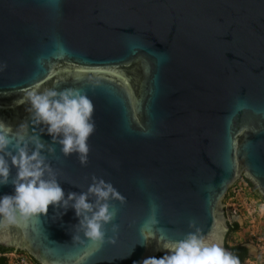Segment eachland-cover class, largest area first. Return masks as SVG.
Segmentation results:
<instances>
[{"label":"water","instance_id":"obj_1","mask_svg":"<svg viewBox=\"0 0 264 264\" xmlns=\"http://www.w3.org/2000/svg\"><path fill=\"white\" fill-rule=\"evenodd\" d=\"M5 63L0 122L54 148L65 197L95 175L126 203L113 202L115 244L90 243L74 209L49 205L46 216L0 227L1 246L39 264H142L168 254L162 246L195 219L230 252L229 188L243 178L264 199V0H0ZM52 88L80 89L94 104L85 167L16 103ZM4 195H14L10 182Z\"/></svg>","mask_w":264,"mask_h":264},{"label":"clouds","instance_id":"obj_2","mask_svg":"<svg viewBox=\"0 0 264 264\" xmlns=\"http://www.w3.org/2000/svg\"><path fill=\"white\" fill-rule=\"evenodd\" d=\"M7 64H0L3 72ZM28 103L27 109L32 115V123L43 125L52 144L60 146L63 157L72 154L77 156L82 167L89 160L90 137L96 132L94 104L87 94L77 88H66L57 91L54 88L42 92L28 91L26 96L16 101L17 104ZM42 131V132H43ZM45 151L47 155H45ZM48 156H54V148L41 143L38 136L27 137L22 133L13 134L10 128L0 122V185L9 182L14 187V195L0 197V227L17 224L18 220L28 221L41 215H47L49 205L67 211L74 209L78 224L74 229L83 237L96 245L104 243L115 244V236L120 225L113 223L120 205L126 203L115 187L103 178L95 175L86 191L65 192L58 183V169H54L48 161ZM59 160V157H55ZM17 169L16 175L10 181V164ZM63 213H59L62 215ZM151 223L158 224L152 217ZM108 225L111 228L108 229ZM141 228L145 244L155 238L152 233ZM189 232L182 238L165 243L162 248L168 254L160 257H149L142 264H240L238 256L227 251L221 243L209 236L202 235L195 219L188 222ZM112 236L106 239V232ZM73 241H81L80 235H73ZM82 242V241H81Z\"/></svg>","mask_w":264,"mask_h":264},{"label":"rangeland","instance_id":"obj_3","mask_svg":"<svg viewBox=\"0 0 264 264\" xmlns=\"http://www.w3.org/2000/svg\"><path fill=\"white\" fill-rule=\"evenodd\" d=\"M243 182V178L237 179L224 200L227 217L238 223L237 229L226 237V243L248 248L250 259L243 264H264V247L253 235H264V202Z\"/></svg>","mask_w":264,"mask_h":264},{"label":"trees","instance_id":"obj_4","mask_svg":"<svg viewBox=\"0 0 264 264\" xmlns=\"http://www.w3.org/2000/svg\"><path fill=\"white\" fill-rule=\"evenodd\" d=\"M246 183H247V186L249 189H251L252 193L254 194V196H256L257 198H259L261 200V202H264V199L260 196V194L256 191V189L253 187V185L247 181L246 179L244 180ZM229 195V191L227 193V196ZM238 227V223L235 221L233 222L231 225H230V228H229V231L226 235V237H228L232 231L236 230ZM226 247H228L230 250H231V253L238 256L239 259H240V264L243 263V261L245 259H247L249 256H248V248L244 245H228L226 243ZM9 250H12L11 248H7V247H4V246H1L0 245V251H9ZM22 253V251H20ZM25 255H27L29 261L32 263V264H39L36 260H34L32 257H30L28 254L24 253ZM164 255H158V258L162 257ZM0 264H7V258L6 257H0Z\"/></svg>","mask_w":264,"mask_h":264},{"label":"built area","instance_id":"obj_5","mask_svg":"<svg viewBox=\"0 0 264 264\" xmlns=\"http://www.w3.org/2000/svg\"><path fill=\"white\" fill-rule=\"evenodd\" d=\"M242 184H244L245 187L247 186V183L245 181ZM233 222H235V221L234 220L232 221L230 218H228L229 226ZM253 235L260 243H262V245L264 247V235H261V234L260 235L253 234ZM0 257H6L7 258V264H32L29 261L27 255H25L24 253H21V252L19 253V251H16V250L0 251Z\"/></svg>","mask_w":264,"mask_h":264},{"label":"flooded vegetation","instance_id":"obj_6","mask_svg":"<svg viewBox=\"0 0 264 264\" xmlns=\"http://www.w3.org/2000/svg\"><path fill=\"white\" fill-rule=\"evenodd\" d=\"M12 250H14V249H12ZM16 251H18V250H16ZM230 252H231V250H230ZM19 253H20V251H19ZM22 253H25V252H22ZM26 254H27V253H26ZM155 258H158V255L155 256ZM247 259H250V257H248ZM247 259H245V260H247ZM245 260H244V261H245ZM244 261H243V262H244ZM242 264H243V263H242Z\"/></svg>","mask_w":264,"mask_h":264}]
</instances>
